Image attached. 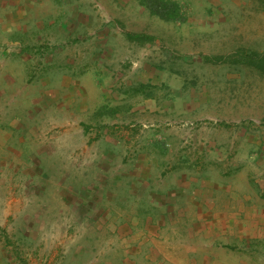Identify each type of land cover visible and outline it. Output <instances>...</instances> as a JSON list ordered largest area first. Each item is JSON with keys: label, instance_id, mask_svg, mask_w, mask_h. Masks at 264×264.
I'll list each match as a JSON object with an SVG mask.
<instances>
[{"label": "crops", "instance_id": "obj_1", "mask_svg": "<svg viewBox=\"0 0 264 264\" xmlns=\"http://www.w3.org/2000/svg\"><path fill=\"white\" fill-rule=\"evenodd\" d=\"M233 1L0 0V264H264V128L189 71Z\"/></svg>", "mask_w": 264, "mask_h": 264}, {"label": "rangeland", "instance_id": "obj_2", "mask_svg": "<svg viewBox=\"0 0 264 264\" xmlns=\"http://www.w3.org/2000/svg\"><path fill=\"white\" fill-rule=\"evenodd\" d=\"M240 1L241 6L237 3V0L233 1L232 9L236 8L238 15L236 13L230 16L234 21L231 24V28L208 33L209 38L204 40L200 37H194L193 42L196 53L199 50H207L212 54H217V52L224 53L220 56H209L203 60L200 57L201 53H197L196 55L194 52L189 71H193L197 75V78L193 81L194 83L200 86L207 87L209 85L211 87L209 91L212 92L211 94L213 95L211 97L217 104V107H224L233 111L240 109L242 116L250 115L251 122L258 126L259 129H262L264 128V72L255 70L243 63H232L234 59L232 55L240 50L264 55V19H258V17L255 18L253 16V13L257 12L256 5H260L264 0ZM236 23H239L240 26L236 25ZM256 24L262 25L256 26ZM254 26L259 30H254ZM179 55L181 56V54ZM216 57H224L226 63L231 62L232 64L226 65H230L229 67L237 73V78L223 79L219 77V79L211 81L200 79V74L213 75L215 77L221 73L218 65L208 62V59ZM181 58H177L178 66L184 65L179 63L180 60L182 61ZM202 122L194 121L192 124L196 127Z\"/></svg>", "mask_w": 264, "mask_h": 264}, {"label": "trees", "instance_id": "obj_3", "mask_svg": "<svg viewBox=\"0 0 264 264\" xmlns=\"http://www.w3.org/2000/svg\"><path fill=\"white\" fill-rule=\"evenodd\" d=\"M234 57L232 63H243L246 66L264 72V55L256 52L237 51L232 55ZM224 57H216L208 59V62L218 63L225 62Z\"/></svg>", "mask_w": 264, "mask_h": 264}]
</instances>
